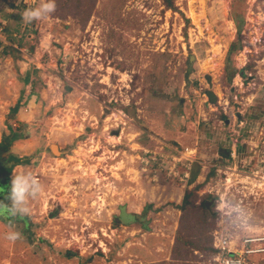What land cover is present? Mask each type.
I'll use <instances>...</instances> for the list:
<instances>
[{
  "label": "rangeland",
  "instance_id": "374dc122",
  "mask_svg": "<svg viewBox=\"0 0 264 264\" xmlns=\"http://www.w3.org/2000/svg\"><path fill=\"white\" fill-rule=\"evenodd\" d=\"M42 2L0 0V197L14 173L44 188L30 216L0 215V264H206L200 249L173 256L179 205L199 184L197 203L214 196L212 243L216 230L264 235V0H56L26 24ZM15 129L26 137L1 148ZM120 205L150 214L116 226ZM73 232H96L103 249H69Z\"/></svg>",
  "mask_w": 264,
  "mask_h": 264
},
{
  "label": "trees",
  "instance_id": "16d2710c",
  "mask_svg": "<svg viewBox=\"0 0 264 264\" xmlns=\"http://www.w3.org/2000/svg\"><path fill=\"white\" fill-rule=\"evenodd\" d=\"M81 4V3H80ZM167 8L174 7V0H166ZM89 15V14H88ZM5 25L4 23H2ZM241 27L239 28V31ZM2 41H0V47L2 46ZM7 47H4L6 49ZM232 52V47L230 46L227 53V61H229ZM235 71L229 64L225 67V81L231 82L234 77ZM225 118V115H222ZM18 137H26V133L21 129V131H17V129L11 131V134L7 137H3L1 148L8 147L10 143H12ZM222 146H219L218 151H220ZM4 148V149H5ZM230 151V149H229ZM228 152V151H227ZM221 153L223 155L229 156V153L225 154V152ZM17 163L19 162L17 157L15 159ZM201 172V166L198 163H195L192 175L189 178V183H192L196 180V177ZM216 169L212 168L206 175V179H208L212 174H215ZM198 186L201 184L191 188L186 189L182 203L179 205V209L182 211L181 214V229L179 230V234L176 236L175 246L173 248V256L175 259H189L190 254L192 253V249H200L202 251L208 252L209 258L217 252V250L213 247L212 238L209 239L208 231L212 229L215 225L216 214H213L210 210V207L207 205L208 198H214L211 194H207L208 198H203L199 203H197L198 198ZM146 212V209H145ZM209 217H212V220H209ZM114 225L118 226L119 223L115 222ZM142 227L148 229L147 225L141 223ZM67 257L79 256L77 251L67 250ZM207 256V257H208ZM208 258V259H209ZM208 261V260H207ZM208 264V263H206Z\"/></svg>",
  "mask_w": 264,
  "mask_h": 264
},
{
  "label": "clouds",
  "instance_id": "9594fccd",
  "mask_svg": "<svg viewBox=\"0 0 264 264\" xmlns=\"http://www.w3.org/2000/svg\"><path fill=\"white\" fill-rule=\"evenodd\" d=\"M56 7V0H43L38 7L26 8L22 13L23 20L30 24L47 19L56 11ZM43 191V186L32 173H14L5 199H0V215L21 218L30 216L32 212L30 202L38 199ZM21 236L20 232L12 231L6 238L15 242Z\"/></svg>",
  "mask_w": 264,
  "mask_h": 264
},
{
  "label": "built area",
  "instance_id": "2783aa9c",
  "mask_svg": "<svg viewBox=\"0 0 264 264\" xmlns=\"http://www.w3.org/2000/svg\"><path fill=\"white\" fill-rule=\"evenodd\" d=\"M0 31H2V27L0 28ZM180 159L181 158H178L177 162H179ZM230 193L233 194L232 192ZM220 209H222V206ZM231 211L233 210L231 209ZM89 226L90 225H84L83 228L88 229ZM110 230L113 231L112 228ZM95 233L96 232L89 233L87 236L85 234L75 236L74 232L71 233L70 238H67V242H69V249L73 243H77L82 249H85L86 243H89L90 247H92V244L94 245L96 243L97 248L95 250H98V248L103 249L104 241L100 240L98 234ZM102 233L107 234L103 230ZM93 234H95V236ZM104 236L109 235L107 234ZM213 239V247L217 250V252L210 257L208 264H257L255 259L256 256L264 253V245L262 246V244H264V235H248L243 237L240 244L237 242L238 240L235 233L216 230ZM81 253L83 252L81 251Z\"/></svg>",
  "mask_w": 264,
  "mask_h": 264
},
{
  "label": "crops",
  "instance_id": "0c3cea01",
  "mask_svg": "<svg viewBox=\"0 0 264 264\" xmlns=\"http://www.w3.org/2000/svg\"><path fill=\"white\" fill-rule=\"evenodd\" d=\"M18 139H21V138H16L14 141H16ZM145 209H146V212H145ZM147 213H148V206L143 207V209H142L141 207L134 208V207H130L129 205H120L113 212V218H114L115 222H118L119 225H121L123 227H129V228L133 227V226L137 227V225L140 221L144 222L145 215L149 216L150 213H148V214ZM128 215H132V217L135 218L134 221H132V222L125 221L124 217L128 216ZM123 222H125V223H123Z\"/></svg>",
  "mask_w": 264,
  "mask_h": 264
},
{
  "label": "bare ground",
  "instance_id": "6f19581e",
  "mask_svg": "<svg viewBox=\"0 0 264 264\" xmlns=\"http://www.w3.org/2000/svg\"><path fill=\"white\" fill-rule=\"evenodd\" d=\"M205 64L207 65L206 67H215V61H214L213 57L208 58V59L206 60ZM69 121H70V120H69ZM53 148H54V151H55L56 153H59L60 148H59L58 145H54ZM106 153H107V151L105 150V153H104V154H106ZM231 179H232V178H231Z\"/></svg>",
  "mask_w": 264,
  "mask_h": 264
},
{
  "label": "flooded vegetation",
  "instance_id": "af4514ba",
  "mask_svg": "<svg viewBox=\"0 0 264 264\" xmlns=\"http://www.w3.org/2000/svg\"><path fill=\"white\" fill-rule=\"evenodd\" d=\"M3 157H2V155L0 154V164H3L4 163V159H2ZM15 164H17V162L15 161L14 162ZM7 171V168L6 167H2V168H0V173L2 172V171ZM0 184H1V182H0ZM3 190H5V189H3ZM0 199H1V197H0Z\"/></svg>",
  "mask_w": 264,
  "mask_h": 264
},
{
  "label": "water",
  "instance_id": "95a60500",
  "mask_svg": "<svg viewBox=\"0 0 264 264\" xmlns=\"http://www.w3.org/2000/svg\"><path fill=\"white\" fill-rule=\"evenodd\" d=\"M209 94L211 95V98H213V93L211 91L209 92ZM54 145H58V144L52 143L50 145V148H51L52 153H55L56 154V152L54 151V148H53ZM59 153H60V155L62 154L61 150L59 151Z\"/></svg>",
  "mask_w": 264,
  "mask_h": 264
}]
</instances>
